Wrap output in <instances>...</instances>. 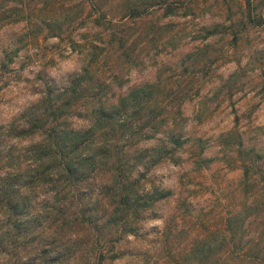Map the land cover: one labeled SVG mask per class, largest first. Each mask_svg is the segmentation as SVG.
Masks as SVG:
<instances>
[{
	"label": "rangeland",
	"instance_id": "rangeland-1",
	"mask_svg": "<svg viewBox=\"0 0 264 264\" xmlns=\"http://www.w3.org/2000/svg\"><path fill=\"white\" fill-rule=\"evenodd\" d=\"M20 1L24 6L0 0V11H6L0 17L7 16L0 20L1 133L88 68L97 84L111 85V103L130 89L147 87L157 104L166 106L168 123L174 125L162 128L165 134L160 132L144 148L158 147L172 133L189 140L174 158L159 160L147 176L145 187L170 191L168 199L115 226H72L62 243L73 254L55 264H184L187 249L198 248L203 240L219 243L217 232L233 216L238 215V222L230 224L242 225L251 235L264 230V185L256 181L245 187L242 181L249 157L264 175V0ZM130 2L139 8V17L125 18ZM165 5L178 9L166 14ZM206 30L216 34L207 37ZM120 39L121 45L109 41ZM80 103L74 110L84 115ZM71 123L76 130L88 126L80 118ZM32 139L5 141L0 149L24 151L41 140ZM4 171L0 163V175ZM140 171L138 166L132 177L138 178ZM110 175L105 168L97 180L82 184L80 192L59 196L66 204L62 212L72 214L84 202L107 217L110 200L100 191V182ZM81 191L82 197H71ZM53 195L30 196V210L37 211ZM42 227L33 233L43 240L59 231L54 224ZM215 249L203 264L215 263L229 248ZM31 258L25 256L23 263L42 264ZM9 259L0 254V264H10ZM232 259L223 258V264H232Z\"/></svg>",
	"mask_w": 264,
	"mask_h": 264
},
{
	"label": "trees",
	"instance_id": "trees-1",
	"mask_svg": "<svg viewBox=\"0 0 264 264\" xmlns=\"http://www.w3.org/2000/svg\"><path fill=\"white\" fill-rule=\"evenodd\" d=\"M12 1L24 6L20 0ZM27 1L25 5L33 0ZM128 7L130 9L125 18L139 17L140 11L135 4L130 2ZM177 9L171 5L164 6L166 14L174 13ZM1 14L0 20L3 22L7 16ZM205 33L207 37L216 34L214 30H206ZM109 41L122 44L121 39ZM90 47L96 49L94 45ZM96 82L95 75L88 68L83 69L71 79L66 88L53 93V97L49 94L38 102L39 106L32 107L17 123L14 121L9 129L0 132V148L5 141L23 142L28 138L35 141L32 139L35 136L41 138L40 141H32L34 143L29 144L24 151L14 146H9L6 151L0 149V163L8 171L0 175V254L8 255L10 264H24L27 255L42 264L58 263L73 254L62 243L64 235L69 233L72 226H88L91 229H97L100 223L115 226L119 220L137 216L158 201L168 199L170 195V191L160 187L149 186L147 189V176L159 160L174 158L176 150L182 149L189 140L172 133L165 140L159 141L158 147L144 148L142 144L154 140L160 132L165 134L162 128L168 129L174 125L171 123L173 121L168 123L166 106H162V102L157 104L159 101L154 91L147 87L130 89L117 102L111 103L109 101L114 95L109 99L107 97L111 85ZM138 100L144 102L138 105ZM79 102L85 105L84 115L75 113V106ZM163 109L166 114L162 116ZM72 118L86 120L88 126L76 130L71 127ZM22 163L23 168L18 166ZM256 163L257 160L249 157L242 167L245 187L252 186L250 184L256 181L264 185L263 173L254 169ZM138 166L142 171L138 173V178L132 177ZM105 168L111 175L106 183L100 182V191L110 200L108 208L111 209L107 217L97 207H90L84 202L72 214L62 212L66 204L61 203L59 196L64 199L70 193L80 192L78 189L82 184L97 180ZM258 174L259 180L256 179ZM48 192L54 193V199L43 201L37 211L30 210L29 200H34L30 196L37 198ZM78 195L82 197L83 191L71 197ZM237 217L233 216L222 231L217 232L219 243L217 240H203L198 248L187 249L182 256L184 264L206 263L208 257L217 251L215 247L220 248L225 244L229 248L226 255L211 264H223L222 259L229 256H234L232 264L236 260L263 264L264 230L251 235L249 229L242 225L230 224V221L236 224ZM44 224L48 227L54 224L59 231L43 240L33 232L44 228ZM245 238L247 241L242 243ZM32 241L38 244L34 248L28 245ZM26 246L31 248L27 250Z\"/></svg>",
	"mask_w": 264,
	"mask_h": 264
}]
</instances>
